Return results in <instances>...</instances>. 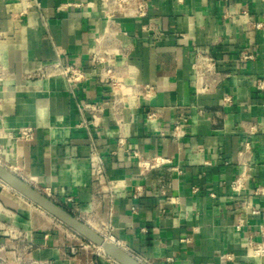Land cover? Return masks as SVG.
<instances>
[{
	"label": "crops",
	"instance_id": "obj_1",
	"mask_svg": "<svg viewBox=\"0 0 264 264\" xmlns=\"http://www.w3.org/2000/svg\"><path fill=\"white\" fill-rule=\"evenodd\" d=\"M29 1L23 15L0 0V162L150 264H264V0H150L142 18L102 0ZM198 48L217 60L205 90ZM59 56L86 78L36 76ZM155 156L170 163L140 167ZM73 243L0 183V264H83Z\"/></svg>",
	"mask_w": 264,
	"mask_h": 264
},
{
	"label": "built area",
	"instance_id": "obj_2",
	"mask_svg": "<svg viewBox=\"0 0 264 264\" xmlns=\"http://www.w3.org/2000/svg\"><path fill=\"white\" fill-rule=\"evenodd\" d=\"M22 11L21 14H27L31 7V3L29 0H20ZM37 6H39L38 3H36ZM102 5L108 10L107 14L114 15L119 14L123 17H133V18H142L147 15L148 8L150 7V0H102ZM107 55V53H105ZM245 58H252L250 55H245ZM107 60V57L104 56V54L95 53L92 58V66H97L98 64H101L102 62H105ZM192 67L194 69L195 73V80L198 85V87L201 90H205L209 88V79L214 77L217 73V60L215 55L210 49L207 48H198L194 51L193 54V61H192ZM111 69H107L108 77L110 79L113 78L111 74ZM36 76L40 78H50V77H57L62 76L64 77L69 84H75L77 82H80L86 78V75L82 69H80L78 66H75L71 63L65 62L62 60V58L59 56L57 61L46 64L41 66L37 72ZM81 109L91 110L92 112L100 110L101 106H96L93 104H80ZM153 113H150V116H152ZM176 129H179V126H176ZM20 137L23 138H29L32 136L30 129H22L19 134ZM120 144L124 143L123 139L119 140ZM1 146H0V152H1ZM133 156L139 158L138 153H134ZM170 163V159L163 158L160 156H155L149 160H143L139 162V165L144 170H149L151 168H159L165 164ZM92 168L95 173V175H100L104 172V165L102 156L100 155L99 151L95 146L92 148ZM45 195H47L50 199L58 203L59 205L63 206L60 202H57L53 199V196L50 191H41ZM68 202H73L72 197L67 198ZM64 207V206H63ZM66 208V207H65ZM69 211H71L73 214L74 212L72 209L66 208ZM109 226L105 225L104 227V234L103 236H107L109 239L114 241L115 243L119 244L120 246L124 247L121 242L116 240L114 236L111 235V233L108 230ZM75 236V235H74ZM70 252L72 254H77L79 252L78 244L73 243L69 245ZM126 249V248H125ZM253 252L257 256H264V241L257 243L253 246ZM131 253V252H130ZM132 254V253H131ZM135 258H137L139 261H141L144 264H150L146 258L137 256L132 254ZM32 264H51L50 262H37L34 261Z\"/></svg>",
	"mask_w": 264,
	"mask_h": 264
},
{
	"label": "water",
	"instance_id": "obj_3",
	"mask_svg": "<svg viewBox=\"0 0 264 264\" xmlns=\"http://www.w3.org/2000/svg\"><path fill=\"white\" fill-rule=\"evenodd\" d=\"M0 180L8 184L16 193L44 210L93 245L101 247L104 253L118 264H144L135 258L127 249L117 243L109 241L87 222L50 199L38 188L1 162Z\"/></svg>",
	"mask_w": 264,
	"mask_h": 264
},
{
	"label": "rangeland",
	"instance_id": "obj_4",
	"mask_svg": "<svg viewBox=\"0 0 264 264\" xmlns=\"http://www.w3.org/2000/svg\"><path fill=\"white\" fill-rule=\"evenodd\" d=\"M0 183L3 184L5 187L9 188L1 180ZM60 224L62 223L60 222ZM62 225L65 226L64 224ZM65 228H67L71 233H73L78 238V248L83 260L82 261L83 264H116L114 261L110 259V257H108L102 250H100L99 247L93 245L92 243L84 239L82 236L78 235L76 232H74L67 226H65ZM98 229L102 233H104L102 227L101 228L99 227Z\"/></svg>",
	"mask_w": 264,
	"mask_h": 264
},
{
	"label": "bare ground",
	"instance_id": "obj_5",
	"mask_svg": "<svg viewBox=\"0 0 264 264\" xmlns=\"http://www.w3.org/2000/svg\"><path fill=\"white\" fill-rule=\"evenodd\" d=\"M2 163V162H1ZM11 169V168H10ZM12 170V169H11ZM3 182V181H2ZM5 183V182H4ZM6 184V183H5ZM8 185V184H7ZM9 186V185H8ZM10 187V186H9ZM11 188V187H10ZM32 203V202H31ZM90 225V224H89ZM95 229V228H94ZM97 230V229H96ZM98 231V230H97ZM98 232H100V231H98ZM101 234H104V233H102V232H100ZM109 241H111V242H114V241H112L111 239H109L107 236H105ZM115 243V242H114ZM99 249L100 250H102L103 251V249L101 248V247H99ZM104 252V251H103ZM116 262V261H115Z\"/></svg>",
	"mask_w": 264,
	"mask_h": 264
}]
</instances>
